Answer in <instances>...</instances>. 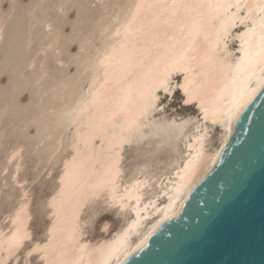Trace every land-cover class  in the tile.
<instances>
[{
  "label": "bare ground",
  "instance_id": "1",
  "mask_svg": "<svg viewBox=\"0 0 264 264\" xmlns=\"http://www.w3.org/2000/svg\"><path fill=\"white\" fill-rule=\"evenodd\" d=\"M108 15L113 19L111 25L105 23L110 20H101L104 25L93 32L103 34V43L97 49L94 41L91 48L97 50L81 63L89 70L84 86L79 92L75 88L79 85L72 86L76 97L73 95L71 101L68 93L71 102L66 106L64 101V108L52 110L49 106L57 117L55 125L72 126L73 132L70 154L62 159L56 189L47 200L50 220L45 237L31 243L25 253L27 260L36 254L38 264H122L177 216L189 193L212 172L216 160L235 137L237 117L264 87V0H129L123 11ZM43 18L29 20H38L41 30L53 31L49 28L55 24ZM2 26L0 21V37ZM49 42L43 44L50 49ZM32 63L29 59L27 65ZM165 76L170 91L157 89L154 95L171 101L177 91L183 106L195 109L193 115L158 116L163 111L162 103H150V98L152 89ZM180 85H185L189 96ZM185 99L190 103L185 104ZM213 128L219 133L211 146ZM145 138L169 147L171 154L164 167L149 172L140 165L135 174L122 179L124 146ZM179 145L181 152L177 151ZM6 153L4 161L8 164L16 159L11 174L14 180L20 168V147L13 145ZM21 192L15 208L8 216L5 214L7 225L0 226V264H15V253L30 238L29 198L26 201V191ZM97 198L118 212L128 211L129 216L109 237L89 241L84 238L80 212L87 202Z\"/></svg>",
  "mask_w": 264,
  "mask_h": 264
},
{
  "label": "rangeland",
  "instance_id": "2",
  "mask_svg": "<svg viewBox=\"0 0 264 264\" xmlns=\"http://www.w3.org/2000/svg\"><path fill=\"white\" fill-rule=\"evenodd\" d=\"M9 1L0 0V21L2 22V25H4L1 29L2 37H0V39L2 38L0 40V174L3 173L0 175V226L5 227L7 225L8 219L4 218H7L8 214H10L17 205V202L20 200L21 191H26L24 192L26 193L24 199L26 200L29 198L30 204V220L28 224L30 238L26 239L15 253V264H22V262L23 264H38L39 261L36 254H31L27 260L25 253H27L31 243L35 241H42L45 237V230L50 220V215H48L49 213L47 211V200L49 199L48 197L52 195L51 193H53L56 189L62 159L64 160L68 154H70L69 152L71 150L69 149L71 148L69 143L72 140L71 136L73 132L72 126L63 127L58 125L61 127L60 128L55 125L57 124V119H55L57 117L54 118L56 115L52 112V107L61 109L65 107L64 101L67 106V104L74 100L73 95L74 98L76 95L72 92L75 91L74 93H76L77 89V92L80 91L81 88L79 87L84 86V81L86 80V77H88L89 73L88 69H83V65L81 63L88 61L95 53V50H97L104 41L103 34H101V36L99 32H96L97 34H93V32L95 33L96 30L100 31V26L104 25L103 23L107 20H110V23L107 21L105 22L106 25H111L113 19H111L112 17L108 14L112 15L115 10L123 11L128 5L129 0H100V2H94L92 0H76L74 3L72 2L73 0H40L39 3L38 0ZM31 6H35V8L31 10ZM38 6H40L39 10L37 9L39 13L36 10ZM88 6H90V8ZM31 14L33 15L32 17ZM106 14L108 16H106ZM17 17L22 18L19 19ZM33 17H44L48 19L51 25L55 24L49 28H53V31L52 29L51 31L49 29V31L42 29L44 31L43 32L41 28H38L40 24L38 20L35 19V22L37 23H32V21L29 20ZM10 18H13L12 21ZM78 18H82V21ZM89 20H91V22ZM101 20L104 22H101ZM99 22L102 24H99ZM75 26L77 27L75 28ZM75 30H77V34ZM46 31L48 32L47 34ZM41 36L43 38H41ZM96 37H99V41H102L99 42ZM47 40L50 41L49 43L52 45V48L50 47V49L48 46H44L45 43L48 44ZM28 41L29 43H27ZM79 42H82L81 45ZM97 42L100 45H98ZM85 43L88 45H85ZM233 43V41L230 43L231 47L234 45ZM42 46L44 47V50H40ZM87 46L90 52L88 51ZM93 46L97 49L91 48ZM34 48L37 49L34 50ZM89 56L91 57L89 58ZM29 59L33 60V65H27ZM79 59L82 61L79 62ZM82 70L84 74L81 73ZM78 72L81 73L83 77H80L81 74L78 75ZM38 74L39 76L42 74V76H38L39 78L37 79L36 76ZM77 75L79 76V79L83 78V80H79ZM26 76L27 78H25ZM46 77L47 79H45ZM76 84L79 85L78 88L74 86L76 90H72L74 89L72 86ZM17 85L19 86L17 87ZM68 93L72 96L71 101H68V99H71L70 97H67ZM173 95L174 96L171 101H166L163 95L160 96L163 111H161L162 113L160 112L158 116L168 117L175 113H179V115L182 114L184 116L193 115L195 113L194 108H187L183 106L180 94L177 91H175ZM33 102L35 103L32 104ZM49 106L52 110H49ZM54 110L58 111V109ZM218 133L219 132L216 128L211 130V146L216 144ZM55 142L59 143L56 144ZM13 145L20 147L19 158L21 157L19 159L20 168L14 180L11 177V174L16 159L9 164L7 161H4L6 159V152H8ZM177 151L181 152L183 151V148L179 145ZM170 154L171 152L167 145H157L156 141L152 138H145L141 141H134L125 145L121 161L123 170L122 179H127L131 175L135 174L140 165H143L145 170L149 172L164 167ZM4 166L8 167L4 171L5 173L1 171ZM80 216V219L84 218V221H82L84 238L89 241H93L106 238V236L109 237L110 234H113L114 230L118 229L117 226L120 227L121 224H123L124 220L129 216V213L128 211L118 212L116 207L108 206L104 203L102 198H97L87 202L83 206ZM105 224H107V228L104 230L103 225ZM24 257L26 258L24 259ZM10 261L11 260L7 263H10Z\"/></svg>",
  "mask_w": 264,
  "mask_h": 264
},
{
  "label": "water",
  "instance_id": "3",
  "mask_svg": "<svg viewBox=\"0 0 264 264\" xmlns=\"http://www.w3.org/2000/svg\"><path fill=\"white\" fill-rule=\"evenodd\" d=\"M177 216L122 264H264V87Z\"/></svg>",
  "mask_w": 264,
  "mask_h": 264
},
{
  "label": "snow or ice",
  "instance_id": "4",
  "mask_svg": "<svg viewBox=\"0 0 264 264\" xmlns=\"http://www.w3.org/2000/svg\"><path fill=\"white\" fill-rule=\"evenodd\" d=\"M168 84H169V81H168V78L165 76L163 79H161L156 85L155 87L152 89V95H151V98H150V103L152 101H159L160 100V97L159 96H156L154 95L155 91L157 89H163V91L165 93H168L170 91L169 87H168ZM179 87L183 88L184 89V94L185 96H189V92H188V89L185 87V85H180ZM184 103L185 104H188L190 103V100L189 99H185L184 100ZM203 107V106H201ZM61 183H63V180H61Z\"/></svg>",
  "mask_w": 264,
  "mask_h": 264
}]
</instances>
